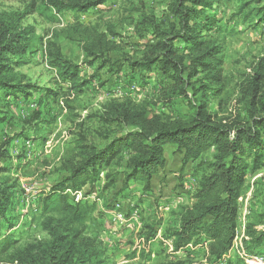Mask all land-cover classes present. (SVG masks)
Segmentation results:
<instances>
[{
	"label": "rangeland",
	"instance_id": "1",
	"mask_svg": "<svg viewBox=\"0 0 264 264\" xmlns=\"http://www.w3.org/2000/svg\"><path fill=\"white\" fill-rule=\"evenodd\" d=\"M207 9L210 16L220 22L209 32L223 46L224 94L211 95L208 107L223 116L240 112L244 86L250 81L254 68L264 63V0H218ZM172 0H108L85 13L72 11L57 15L55 20L31 13L24 24L34 25L43 41L55 40L63 54L81 66V78L88 81L75 90L61 81L45 56L43 49L29 53V61L15 66V82L38 87L29 95L19 93L0 104V145L7 154L0 161L5 169L0 171V183L11 187L13 206L6 217H0V264H34V257L50 239L45 229L46 217L42 214V199L52 186L61 181L67 172L64 159L76 151L78 145L93 143L99 147L107 139L130 130L115 122L101 118L103 107L110 101L131 99L136 104L175 117H185L191 112L187 99L175 97L170 102L163 92L170 82L154 66L146 79L132 70L128 61L140 59L144 45L153 37L154 27L172 30L176 18L170 10ZM29 0H0V19L25 11ZM247 14V16H245ZM98 28L117 33L121 47L111 54L112 67L102 68L99 62L86 64L85 53L78 41L79 31ZM177 45H183L176 41ZM38 40L36 39V47ZM263 60V61H262ZM197 88L206 84L203 74H198ZM195 81V80H194ZM50 90L58 95L48 100L44 93ZM190 98L194 97L191 88ZM207 93L212 89L208 87ZM264 96V82L262 88ZM166 165L146 188L141 181H130L123 188L125 160L111 169L116 175L115 186L106 189V173L100 179L73 192L75 201L94 205L92 218L84 228V235L96 240L102 251L101 264H264V247L254 259L244 255L237 247V239L230 252L217 262H208L203 243H193L175 251L173 240L165 233L177 222L176 212L181 205H192L201 175L205 172L200 161L183 163V155L174 146H166ZM211 155L206 156V160ZM264 199V166L256 173H248L247 183L240 198L238 236L241 226L248 224L262 209ZM160 219L157 234L146 240L141 236L142 226L152 218ZM141 221V225H136ZM98 261V260H97ZM80 264V263H79Z\"/></svg>",
	"mask_w": 264,
	"mask_h": 264
},
{
	"label": "trees",
	"instance_id": "2",
	"mask_svg": "<svg viewBox=\"0 0 264 264\" xmlns=\"http://www.w3.org/2000/svg\"><path fill=\"white\" fill-rule=\"evenodd\" d=\"M107 1L29 0L22 13L0 19V104L6 106L10 96L29 95V90L38 89L35 85L15 82L12 74L15 66L29 61V53L41 49L61 81L75 90L88 83L81 78L80 64L63 54L55 40L44 42L34 25L23 23L26 15L38 13L55 20L57 15L69 11L85 13ZM216 2L219 1L172 0L170 10L177 20L178 31L174 32L175 25L166 31L151 23L153 37L145 43L142 57L128 61L143 79L154 66L159 68L170 80L165 87L168 90L163 92L164 102L172 101L174 96L187 99L191 112L185 117H175L131 99L106 103L101 118L130 130L107 139L103 147L84 143L83 139L76 151L64 159L67 175L42 199L44 226L50 239L35 255L34 264H101L98 258L103 253L96 248V240L84 235V226L91 220L95 207L75 201L72 193L97 182L105 171L104 188L115 186L117 179L110 174L111 169L124 160L123 188L133 180L142 181L149 188L153 177L166 165V146H174L183 155L184 164L200 161L205 167L193 204L180 206L175 213L176 224L165 233L173 240L174 250L201 242L208 262H217L231 251L238 233L239 200L248 173H256L264 166V63L260 61L255 66L242 90L240 112L228 117L209 109L211 95L220 97L218 106L222 107L225 89L223 46L209 34L220 22L207 13ZM260 20H264V13ZM110 35L117 33L110 28L106 32L95 27L79 31L78 41L86 64L93 66L99 62L102 68H113L111 54L121 45ZM201 73L206 84L200 87L205 88L195 91L199 90L196 78ZM208 87L212 89L211 94L207 93ZM189 88L194 92L192 98ZM57 95L53 90L44 93L45 99L53 97V102ZM6 154L0 145V161ZM209 154L211 159L206 160ZM3 169L0 165V171ZM13 196L11 187L0 183V217H6L11 210ZM160 225V219L155 217L148 223L145 221L141 236L149 240L157 234ZM245 234L248 237L243 240L246 254H257L264 247V199L261 211L246 224ZM5 242L6 239L0 241Z\"/></svg>",
	"mask_w": 264,
	"mask_h": 264
},
{
	"label": "built area",
	"instance_id": "3",
	"mask_svg": "<svg viewBox=\"0 0 264 264\" xmlns=\"http://www.w3.org/2000/svg\"><path fill=\"white\" fill-rule=\"evenodd\" d=\"M75 192H78V191H75ZM79 199L77 198V201H78ZM141 221H138V223L136 224V225H138L139 226V223H140ZM140 225H141V223H140ZM245 230H246V223L244 222L243 224H242V226H241V233L239 234V236H238V234H237V236H236V239H237V247L238 248H240L241 250H242V252H243V254L244 255H247L248 256V254H246V252H245V250H244V246H243V240L244 239H246V238H248L247 236H246V234H245ZM249 256H251V257H253L254 259H258V257H256V256H254V255H249ZM262 260L264 261V257H262Z\"/></svg>",
	"mask_w": 264,
	"mask_h": 264
}]
</instances>
